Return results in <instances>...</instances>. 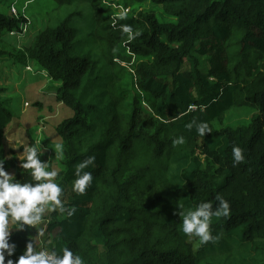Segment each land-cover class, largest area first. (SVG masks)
<instances>
[{
    "label": "trees",
    "instance_id": "obj_1",
    "mask_svg": "<svg viewBox=\"0 0 264 264\" xmlns=\"http://www.w3.org/2000/svg\"><path fill=\"white\" fill-rule=\"evenodd\" d=\"M145 1L119 20L104 0H53L47 27L24 50L7 36L27 31L31 5L0 13V65L34 64L72 111L56 128L64 158L55 182L76 211L44 215L39 242L35 228L13 229L12 259L32 240L37 250L68 247L85 264H264V0H151L155 9L143 12ZM121 24L139 35L129 41ZM7 93L0 85V159L25 182L16 156L5 157ZM245 97L256 113L224 123ZM192 120L211 133L189 131ZM234 146L245 155L236 166ZM93 155L92 185L77 195L74 166ZM217 195L230 214L213 217L216 239L190 241L178 205L215 208Z\"/></svg>",
    "mask_w": 264,
    "mask_h": 264
},
{
    "label": "clouds",
    "instance_id": "obj_2",
    "mask_svg": "<svg viewBox=\"0 0 264 264\" xmlns=\"http://www.w3.org/2000/svg\"><path fill=\"white\" fill-rule=\"evenodd\" d=\"M127 18V12L121 11L119 20ZM122 34H127L131 41L139 32L133 33L132 26L121 24ZM32 71V70H31ZM185 127L191 131L195 128L196 133L205 136L211 133L209 125L205 121L192 120ZM174 144H183L184 138L179 137L173 141ZM54 152L58 157L63 156L64 145L56 143ZM25 157L20 160V168L27 171L30 179L20 182L15 174L9 173L4 168L5 161L0 159V264H85V260L68 248L63 247L60 252L41 248L37 250L32 240L26 243L23 253L17 259H12L17 245L10 242L12 230L24 231L27 228H35L38 236L44 235V230L38 228L44 220L45 212H60L71 216L75 213L74 207L65 208L62 202L64 188L55 182L58 175L56 170H47V163L40 157L43 151L32 145L24 149ZM96 157L88 156L74 166L75 179L72 182V191L77 195H84L92 185L93 175L85 171L90 165L95 166ZM233 166L245 162L244 149L239 146L232 148ZM215 199L219 202L215 208L211 202H200L194 207L185 208L178 205L182 211L178 215L182 217L181 231L189 239L198 238L201 243H208L216 239L210 231L213 217L220 218L230 214V205L222 196L217 195ZM10 224L14 227L10 228ZM6 256L9 257L6 260Z\"/></svg>",
    "mask_w": 264,
    "mask_h": 264
},
{
    "label": "rangeland",
    "instance_id": "obj_3",
    "mask_svg": "<svg viewBox=\"0 0 264 264\" xmlns=\"http://www.w3.org/2000/svg\"><path fill=\"white\" fill-rule=\"evenodd\" d=\"M135 0H104V4L112 7L116 11L115 15L121 11L130 12ZM31 5L27 11L31 25L27 27V31L23 34L8 35L7 41L13 49L24 50L33 41L35 35L42 29L47 27L50 10L56 7L53 0H0V13L10 15L13 9L22 10L25 6ZM155 9L151 0H146L141 11L152 12ZM14 14V13H13ZM17 15V13L15 14ZM32 70V71H31ZM53 84L44 72L29 63L25 65H0V85L8 89L7 98L12 100L9 104L12 112V122L5 131L4 147L5 157L8 161L13 160L16 156L17 163L20 166L26 153L24 149L28 146L37 145L43 155L40 159L47 163V170L62 169V160L64 156L58 157L54 152V145L60 143L59 137L56 135V128L62 123L67 115H71L70 108L65 107L62 101L57 100L56 90L48 89ZM238 98L242 104L228 112L224 123L238 125L246 122L256 113L251 101L246 97ZM39 102L41 105L36 106ZM9 173L16 174V170L11 168ZM51 212H45L48 216ZM44 221L38 225L43 228ZM14 227L10 224V228ZM36 230V229H35ZM36 240L39 242V237ZM193 237L190 241H194Z\"/></svg>",
    "mask_w": 264,
    "mask_h": 264
},
{
    "label": "built area",
    "instance_id": "obj_4",
    "mask_svg": "<svg viewBox=\"0 0 264 264\" xmlns=\"http://www.w3.org/2000/svg\"><path fill=\"white\" fill-rule=\"evenodd\" d=\"M12 13L16 14V13H17V9L14 8ZM195 109H196V107H190L189 110H190V111H194Z\"/></svg>",
    "mask_w": 264,
    "mask_h": 264
}]
</instances>
